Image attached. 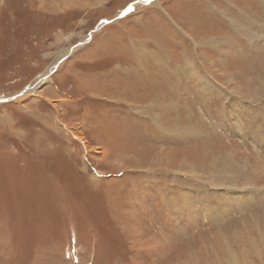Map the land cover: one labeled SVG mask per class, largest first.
<instances>
[{
	"label": "rangeland",
	"instance_id": "rangeland-1",
	"mask_svg": "<svg viewBox=\"0 0 264 264\" xmlns=\"http://www.w3.org/2000/svg\"><path fill=\"white\" fill-rule=\"evenodd\" d=\"M134 1L0 0V264H264V0Z\"/></svg>",
	"mask_w": 264,
	"mask_h": 264
},
{
	"label": "water",
	"instance_id": "water-1",
	"mask_svg": "<svg viewBox=\"0 0 264 264\" xmlns=\"http://www.w3.org/2000/svg\"><path fill=\"white\" fill-rule=\"evenodd\" d=\"M141 1H143V0H135L134 2H132L126 9H125V11H128V10H130L135 4H137V3H139V2H141ZM109 21H111V20H109ZM108 22V21H107ZM55 67V66H54ZM53 67V68H54ZM51 71V70H50ZM48 75H49V72H47L46 74H44V75H40L39 76V79H38V81H40L42 78H48ZM38 85V82L37 83H34V85L32 86L33 88L35 87V86H37ZM29 88L28 87H26V88H24L23 90H21V91H19L18 93H15L14 95H11V96H8V97H0V102H4V101H8V100H10V99H14L15 97H17V96H19V95H23L27 90H28Z\"/></svg>",
	"mask_w": 264,
	"mask_h": 264
},
{
	"label": "trees",
	"instance_id": "trees-1",
	"mask_svg": "<svg viewBox=\"0 0 264 264\" xmlns=\"http://www.w3.org/2000/svg\"><path fill=\"white\" fill-rule=\"evenodd\" d=\"M19 79H16L15 82L12 84L14 85ZM24 86V85H23ZM23 86L17 87V86H13L12 88L10 87V89L15 92V91H19L23 88Z\"/></svg>",
	"mask_w": 264,
	"mask_h": 264
},
{
	"label": "crops",
	"instance_id": "crops-1",
	"mask_svg": "<svg viewBox=\"0 0 264 264\" xmlns=\"http://www.w3.org/2000/svg\"><path fill=\"white\" fill-rule=\"evenodd\" d=\"M168 220V219H167ZM166 228L168 229V230H170V226L168 225V226H166ZM185 229V228H184Z\"/></svg>",
	"mask_w": 264,
	"mask_h": 264
},
{
	"label": "bare ground",
	"instance_id": "bare-ground-1",
	"mask_svg": "<svg viewBox=\"0 0 264 264\" xmlns=\"http://www.w3.org/2000/svg\"><path fill=\"white\" fill-rule=\"evenodd\" d=\"M30 89H32V88H30ZM28 90H29V89H28ZM20 100H22V99H20ZM236 119H237V117H236ZM236 119H235V120H236ZM186 169H187V168H186ZM184 171H185V170H184Z\"/></svg>",
	"mask_w": 264,
	"mask_h": 264
},
{
	"label": "snow or ice",
	"instance_id": "snow-or-ice-1",
	"mask_svg": "<svg viewBox=\"0 0 264 264\" xmlns=\"http://www.w3.org/2000/svg\"><path fill=\"white\" fill-rule=\"evenodd\" d=\"M145 2H147V0H145Z\"/></svg>",
	"mask_w": 264,
	"mask_h": 264
}]
</instances>
